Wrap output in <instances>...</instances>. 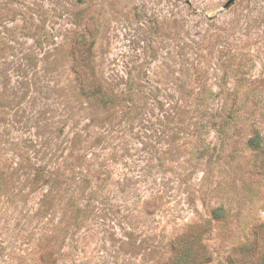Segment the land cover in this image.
Returning <instances> with one entry per match:
<instances>
[{"label":"rangeland","instance_id":"374dc122","mask_svg":"<svg viewBox=\"0 0 264 264\" xmlns=\"http://www.w3.org/2000/svg\"><path fill=\"white\" fill-rule=\"evenodd\" d=\"M227 1L0 0V264L260 263L264 0Z\"/></svg>","mask_w":264,"mask_h":264},{"label":"trees","instance_id":"16d2710c","mask_svg":"<svg viewBox=\"0 0 264 264\" xmlns=\"http://www.w3.org/2000/svg\"><path fill=\"white\" fill-rule=\"evenodd\" d=\"M264 141V138L259 134L255 133L253 136L249 138V144L251 146L260 147L262 146ZM225 210L222 205L215 207L211 211V217L214 219H220L224 217ZM178 241V250L176 251L175 255L170 259L169 264H204L208 261H210V257H204L205 254H203L200 251H197L195 249H192V247L189 245L188 238L179 236ZM241 249H244L245 251L249 252L251 255H253L252 250L249 248L248 245H245L244 247H240ZM237 259L233 260L231 257H229V262L231 264L236 263ZM260 263L264 264V252L260 255ZM210 264H222L220 261L217 263H210Z\"/></svg>","mask_w":264,"mask_h":264},{"label":"water","instance_id":"95a60500","mask_svg":"<svg viewBox=\"0 0 264 264\" xmlns=\"http://www.w3.org/2000/svg\"><path fill=\"white\" fill-rule=\"evenodd\" d=\"M233 0H228L226 3H225V7L228 6Z\"/></svg>","mask_w":264,"mask_h":264}]
</instances>
